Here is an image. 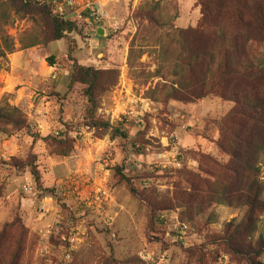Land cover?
<instances>
[{"label":"rangeland","instance_id":"obj_1","mask_svg":"<svg viewBox=\"0 0 264 264\" xmlns=\"http://www.w3.org/2000/svg\"><path fill=\"white\" fill-rule=\"evenodd\" d=\"M146 1L152 0L90 2L98 28L78 20V29L57 42L41 16L22 19L0 9V35L16 45L0 60V105L19 107L34 135L0 125V236L6 231L0 264L18 243L19 264H247L246 255L202 246L226 223L239 224L243 209L217 207L211 230H203L183 219L181 209L163 208L175 200L177 182L187 188L180 171L197 169V154L228 161L214 146L233 105L213 96L166 105L147 96L168 81L154 76L162 62L159 34L135 17ZM153 1L168 6L169 17L178 11L179 28L196 27L202 18L198 0ZM74 61L114 73L115 85L106 86L96 107L80 86L70 89ZM116 129L136 139V147L113 138ZM119 169L139 191H158L153 206L131 193ZM258 227V234L264 231V213Z\"/></svg>","mask_w":264,"mask_h":264},{"label":"trees","instance_id":"obj_2","mask_svg":"<svg viewBox=\"0 0 264 264\" xmlns=\"http://www.w3.org/2000/svg\"><path fill=\"white\" fill-rule=\"evenodd\" d=\"M44 3L0 0V9H10L22 19L36 20V16H41L51 27V42L64 40L78 29L77 21L55 16L50 4ZM198 3L202 18L196 27H177L174 22L178 11L169 17L170 8L161 1H146L135 14L137 20L147 22L156 35L159 34L162 62L154 76L168 81L150 89L147 96L166 105L172 101L190 104L211 96L233 105L220 120L214 146L228 161L223 163L206 153L197 154L199 167L180 171L181 182L187 188L177 182L175 200L170 207L163 208L181 209L183 219L204 227L203 230H211L217 207L243 209L244 217L239 224L226 223L225 230L208 235L202 246L223 248L225 252L229 250V255H246L247 264H264V231L258 234L264 213V0H198ZM1 34L0 60H5L15 52L16 45ZM36 45L38 41L23 48ZM49 63L54 64V59L49 58ZM70 75V89L80 86L82 96L94 107L106 92V86L116 83L113 72L87 67L77 61ZM0 125L27 130L29 136L34 137L22 110L8 102L0 105ZM112 137L129 140L133 147L138 144L119 129ZM137 153L142 154L140 150ZM28 167L43 188L39 171L32 163ZM119 175L131 187L133 195L153 206L158 197L156 189L139 191L120 169ZM5 233L0 236V248L6 244ZM21 249L18 243L4 264H19Z\"/></svg>","mask_w":264,"mask_h":264},{"label":"built area","instance_id":"obj_3","mask_svg":"<svg viewBox=\"0 0 264 264\" xmlns=\"http://www.w3.org/2000/svg\"><path fill=\"white\" fill-rule=\"evenodd\" d=\"M95 1H97V3L100 2V0H48V3L55 16L71 18L74 21L79 20L85 24L97 26L100 22V18L95 13L94 7H91L89 4ZM97 28L98 26L96 29Z\"/></svg>","mask_w":264,"mask_h":264},{"label":"water","instance_id":"obj_4","mask_svg":"<svg viewBox=\"0 0 264 264\" xmlns=\"http://www.w3.org/2000/svg\"><path fill=\"white\" fill-rule=\"evenodd\" d=\"M97 33H98L99 36L103 37L106 34V30L104 28H99Z\"/></svg>","mask_w":264,"mask_h":264}]
</instances>
